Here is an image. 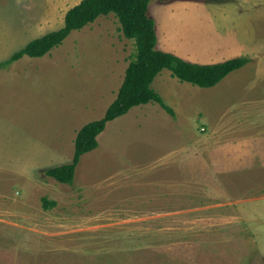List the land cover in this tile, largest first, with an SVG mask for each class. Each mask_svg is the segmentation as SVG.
<instances>
[{"label": "rangeland", "instance_id": "rangeland-1", "mask_svg": "<svg viewBox=\"0 0 264 264\" xmlns=\"http://www.w3.org/2000/svg\"><path fill=\"white\" fill-rule=\"evenodd\" d=\"M81 1L0 0V64ZM149 16L158 50L251 63L211 89L161 72L175 116L152 103L109 123L71 185L46 171L105 116L135 42L111 14L0 70V264H264V0H150Z\"/></svg>", "mask_w": 264, "mask_h": 264}, {"label": "trees", "instance_id": "trees-1", "mask_svg": "<svg viewBox=\"0 0 264 264\" xmlns=\"http://www.w3.org/2000/svg\"><path fill=\"white\" fill-rule=\"evenodd\" d=\"M150 0H82L68 11L64 27L31 41L25 48L0 64V70L25 57L40 59L61 46L74 31H81L95 23L102 16L115 15L125 38L134 41L137 53L126 70L124 82L116 100L110 105L105 116L85 125L75 140L73 161L46 171V175L61 184L74 182L77 167L82 158L99 148L98 137L107 125L123 117L133 108L152 103L159 104L168 114L175 116L163 97L153 87L157 76L164 70L172 73L181 83L191 84L202 89L219 85L229 75L240 71L251 63L248 57H236L223 63L201 65L191 63L157 49L158 35L156 22L149 16ZM48 208L54 203L45 200Z\"/></svg>", "mask_w": 264, "mask_h": 264}, {"label": "crops", "instance_id": "crops-1", "mask_svg": "<svg viewBox=\"0 0 264 264\" xmlns=\"http://www.w3.org/2000/svg\"><path fill=\"white\" fill-rule=\"evenodd\" d=\"M165 52V51H164ZM182 58V57H181ZM183 59V58H182ZM183 60H185V61H189V62H191V63H197L198 64V62H193L192 60H186V59H183ZM157 90V89H156Z\"/></svg>", "mask_w": 264, "mask_h": 264}]
</instances>
